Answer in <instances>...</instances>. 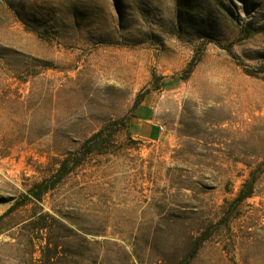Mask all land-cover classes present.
Returning <instances> with one entry per match:
<instances>
[{
	"label": "rangeland",
	"instance_id": "374dc122",
	"mask_svg": "<svg viewBox=\"0 0 264 264\" xmlns=\"http://www.w3.org/2000/svg\"><path fill=\"white\" fill-rule=\"evenodd\" d=\"M193 253L264 264V0H0V264Z\"/></svg>",
	"mask_w": 264,
	"mask_h": 264
},
{
	"label": "trees",
	"instance_id": "16d2710c",
	"mask_svg": "<svg viewBox=\"0 0 264 264\" xmlns=\"http://www.w3.org/2000/svg\"><path fill=\"white\" fill-rule=\"evenodd\" d=\"M191 72V71H189ZM106 134V129L100 130L98 133L94 134L91 138H89L85 144H84V149L91 150L94 146H97L99 144H103L104 136ZM76 156V155H75ZM85 156V154L83 155ZM81 156H78L74 158V156H69L67 159H65L62 163L61 166L51 179H46L43 180L35 185L33 190H31V193L29 195H25L22 197L21 201L15 203L12 205V207L4 213L3 216L8 215L11 213L14 209L18 208L19 206H24L26 205L27 202L31 200H37L41 201L43 196L48 193L50 190L54 189L55 186L62 181V179L67 176L76 166L81 162ZM256 180H250L249 184L247 185L246 189L241 191L238 198L237 202H242L245 201L247 198L251 197L253 194V189H254V184ZM2 216V217H3ZM205 240H201L199 245H202ZM195 254H191L188 257H186L180 264H190L194 258Z\"/></svg>",
	"mask_w": 264,
	"mask_h": 264
},
{
	"label": "crops",
	"instance_id": "0c3cea01",
	"mask_svg": "<svg viewBox=\"0 0 264 264\" xmlns=\"http://www.w3.org/2000/svg\"><path fill=\"white\" fill-rule=\"evenodd\" d=\"M133 124L137 135L144 139L155 140L161 136V127L156 121L154 111L149 103L142 102L137 112V118H134Z\"/></svg>",
	"mask_w": 264,
	"mask_h": 264
},
{
	"label": "built area",
	"instance_id": "2783aa9c",
	"mask_svg": "<svg viewBox=\"0 0 264 264\" xmlns=\"http://www.w3.org/2000/svg\"><path fill=\"white\" fill-rule=\"evenodd\" d=\"M160 129L163 130V127H161Z\"/></svg>",
	"mask_w": 264,
	"mask_h": 264
}]
</instances>
